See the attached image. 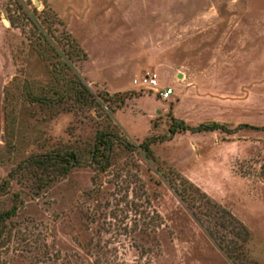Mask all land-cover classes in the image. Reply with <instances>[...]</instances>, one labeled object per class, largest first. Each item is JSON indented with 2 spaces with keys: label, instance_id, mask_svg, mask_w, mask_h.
<instances>
[{
  "label": "rangeland",
  "instance_id": "rangeland-1",
  "mask_svg": "<svg viewBox=\"0 0 264 264\" xmlns=\"http://www.w3.org/2000/svg\"><path fill=\"white\" fill-rule=\"evenodd\" d=\"M150 70L170 99L134 86ZM209 123L226 131L193 130ZM57 150L83 164L39 194L34 170L0 189V216L17 207L0 264H264V0H0V187Z\"/></svg>",
  "mask_w": 264,
  "mask_h": 264
},
{
  "label": "trees",
  "instance_id": "trees-1",
  "mask_svg": "<svg viewBox=\"0 0 264 264\" xmlns=\"http://www.w3.org/2000/svg\"><path fill=\"white\" fill-rule=\"evenodd\" d=\"M35 28L40 32V36L43 38L44 42L49 45V47L56 53V55L62 60L63 66L69 71H74L71 66V53L64 54L61 49L55 45L52 40V37L42 29L37 23H35ZM77 76V75H76ZM68 92L76 93V98L79 102L91 100V102H96V97L91 93L90 89L85 85L78 77L73 83V87L69 89ZM58 94V93H57ZM39 100V99H38ZM47 105H57L61 102L60 99L52 98H43L41 99ZM106 101H111V99L105 98ZM116 102L122 103L123 99H119L118 95H116ZM101 101L98 102V105L101 106ZM175 129L171 130L172 135H175L176 129H180L181 131L189 130V127L186 126L183 122H178L173 118ZM224 130L226 131V127L219 123H209L204 124L198 127L197 129H193L198 132H207V131H216V130ZM152 140L145 141L140 148L142 149L144 155L148 160H152V150L151 144ZM117 143V135L110 131H101L97 135L96 142L93 146V149L88 153L89 164L91 166L100 168L105 171L109 167L111 154L113 152L114 146ZM83 164L80 161V157L76 151L70 150H57L47 155H41L36 157H31L21 163L17 170L13 171L8 179H6L1 185L0 189L5 188L11 179H14L19 173L28 170L36 171L40 177L37 180V185L34 188L36 194H39L43 188H49L53 185V183L59 179L64 178L70 174V172L76 167ZM17 207H13L11 211H8L5 214L0 216V223L12 217L16 213Z\"/></svg>",
  "mask_w": 264,
  "mask_h": 264
},
{
  "label": "built area",
  "instance_id": "built-area-1",
  "mask_svg": "<svg viewBox=\"0 0 264 264\" xmlns=\"http://www.w3.org/2000/svg\"><path fill=\"white\" fill-rule=\"evenodd\" d=\"M133 84L136 87L154 93L157 97L163 100H168L175 94L172 88H164L160 86L159 76L157 72L153 70L144 73L141 78L135 79Z\"/></svg>",
  "mask_w": 264,
  "mask_h": 264
},
{
  "label": "water",
  "instance_id": "water-1",
  "mask_svg": "<svg viewBox=\"0 0 264 264\" xmlns=\"http://www.w3.org/2000/svg\"><path fill=\"white\" fill-rule=\"evenodd\" d=\"M180 77L182 76V74L179 75Z\"/></svg>",
  "mask_w": 264,
  "mask_h": 264
}]
</instances>
